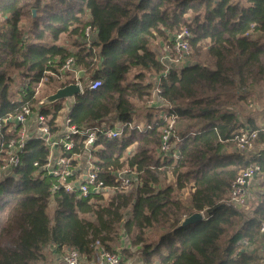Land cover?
Returning a JSON list of instances; mask_svg holds the SVG:
<instances>
[{
	"label": "trees",
	"instance_id": "obj_1",
	"mask_svg": "<svg viewBox=\"0 0 264 264\" xmlns=\"http://www.w3.org/2000/svg\"><path fill=\"white\" fill-rule=\"evenodd\" d=\"M183 27L194 56L204 53V62L166 67L151 42L170 45ZM78 71L88 78L78 77L83 94L71 104L63 100L39 109L52 133L61 130L57 118L65 108L75 127L111 115L132 122L136 103L148 107L157 87L158 96L174 107L168 113L181 123L175 126L178 140L171 139L178 157L161 159L164 122L148 111L142 121L151 129L125 127L119 138L102 136L94 144V165L104 185L116 186L113 174L124 168L135 173L131 185L81 199L53 191L55 178L37 174L49 152L42 141H28L19 166L0 180V264L46 263L50 246L56 255L75 249L90 261L98 246L119 254L123 236L129 248L120 258L130 261L136 249L142 264H264L258 232L264 192L250 217L228 203L241 170L257 165L264 174V150L248 158L221 153L234 147L238 130L261 129L245 108L252 89L264 83V0H0V166L13 135L4 119L23 106L36 109L35 88L43 78L46 97L75 83L71 75ZM149 75L158 83L147 81ZM15 79L22 80L20 99L11 91ZM93 80L101 84L89 90ZM167 175L172 182L164 184ZM194 213L203 219L179 226ZM150 231L157 233L153 243ZM244 243L259 245V251H248Z\"/></svg>",
	"mask_w": 264,
	"mask_h": 264
},
{
	"label": "built area",
	"instance_id": "obj_2",
	"mask_svg": "<svg viewBox=\"0 0 264 264\" xmlns=\"http://www.w3.org/2000/svg\"><path fill=\"white\" fill-rule=\"evenodd\" d=\"M91 32L90 26L85 27L83 36L87 42L91 38ZM190 37V32L186 27H183L173 35L170 43V52L173 57H166L168 62L178 63L189 56ZM70 63L71 60H68L63 65V70H70ZM46 80L47 78H43L38 83L35 88V94L37 93V88L44 84ZM75 83L79 84L81 90L79 95L83 94L85 87L77 76H75ZM100 84V81L93 80L89 82L87 88L95 90ZM158 93L159 89L154 87L150 98L146 100L150 107L157 101L156 97L160 98ZM73 99L70 98L64 101H73ZM173 108L171 104L167 103L166 111L160 116V119L164 122L161 128V144L159 148L161 159L178 157V150L175 148V144L171 142L173 137L178 140L175 136L176 116L168 113V110ZM39 109L38 105L34 110L29 106H23L19 113L4 119L5 125L13 126L10 129L11 134H13L12 138L6 144V167L13 170L19 166L24 146L28 141L36 140L42 141L49 152L47 163L39 167L37 174L42 177L51 175L55 178V183L52 186L53 191L63 190L67 193L76 194L78 198L86 199L92 193L111 194L116 189L125 190L131 185L135 173L129 168H124L113 174L117 183L114 187H106L103 181L99 179V169L94 165V152L97 150L94 147L95 141L102 136L110 140L119 138L125 127L139 132L149 130L152 124L143 125L132 121L129 123L121 122L120 126H115L116 124H109L103 120L91 126L75 127L70 125V110L65 108L57 118L58 123L61 124V130L57 133H52L48 126V117L41 114ZM260 131L264 132V124L260 130H238L232 139L235 150L239 154L248 155L254 149L255 141ZM75 149L80 152L74 153L73 150ZM73 161L76 162L75 166L71 164ZM34 166H38L37 163ZM261 173V169L257 165H250L241 170L230 185L228 203L234 208H238V205L240 206L243 203L245 187L250 180ZM258 230L260 243L264 245V219L260 221ZM246 245L248 244L244 243V246ZM61 257L64 264H121L119 254L107 252L100 246L97 247L95 256L90 261H85L75 249L65 251Z\"/></svg>",
	"mask_w": 264,
	"mask_h": 264
},
{
	"label": "rangeland",
	"instance_id": "obj_3",
	"mask_svg": "<svg viewBox=\"0 0 264 264\" xmlns=\"http://www.w3.org/2000/svg\"><path fill=\"white\" fill-rule=\"evenodd\" d=\"M25 24H26V22H22V25L23 26ZM60 42L61 43L64 42V39L62 38L60 40ZM151 48H153L156 51V53L159 56V60L162 63H164L166 65V67H170V68H171V66H180V65H183L185 63H192L194 61H198V62L203 63L204 62V59H205L204 53H202L200 57H197V56H194V53L190 49L189 56H187L184 60H182V61H180L178 63H173L172 61L171 62H168L166 60V57H170V58L173 57V54L170 52V45L168 44V42L161 41L160 39H156V40L152 41L151 42ZM204 49L205 48L202 47V51H204ZM133 74H134V70H131L130 77H132ZM71 76L72 77L73 76H77V77L80 76L81 77V76H83V74L82 73L75 72ZM84 79L85 80H88V78H86V77H84ZM150 79H153L151 77V75H149L147 77V81H152ZM153 80L157 82V76H155ZM154 81H152V82H154ZM156 82H154V84ZM21 88H22V80L15 79L14 82L12 83L11 91L15 94L16 99L17 98L20 99V95H19L20 92L18 91V89H21ZM252 91H253V95H251V97H250L251 102L247 106V109L245 108L246 113H248V111L250 110L251 111L250 113L252 114V113H255V110L256 109H258V111H260L258 113V115H260L261 120L264 121V83H261L259 86L254 87L252 89ZM47 93H49V88L46 87V85L42 84L40 87H38L37 88V93L35 94L36 99H38V102L37 103H39V101L41 99H43L44 98V95H46ZM50 94H52V93H50ZM148 107H150V106L148 105ZM148 107H146V105H144L142 102L136 103V105H135V111H136L137 114H134L133 115V118H132L133 121H135L136 123H140V124L145 125V123H143V121H142V116H144L148 111H152L153 115H156L157 116L156 118H159L158 116L162 115L163 112H164L163 111L164 110V107L161 106V104L158 103L157 101H155L154 104L151 105L150 108H148ZM147 109H150V110H147ZM113 119H114V117L112 116L111 117V121ZM118 121L115 120L116 126H120L121 125V121H119V122ZM178 126L179 127L181 126V123L180 122L177 123V127ZM6 159H7V157H5L4 166H0V180L4 179V177L6 175H8L7 172L10 171V168H8V167L5 166ZM162 181H163L164 184H167V183H171L172 182V179H171L170 175H167ZM51 206H52V204H51ZM51 206L49 208L50 210H51ZM244 213H246V212H244ZM149 233H150V243H153L154 240L157 238V233L156 232H153V231H150ZM124 247L129 248V241H128V239L126 237L123 236L121 238V241L118 243V247H117V250H118V253L119 254L121 253V250ZM133 251H134V254H133V257L131 258L130 261L125 260L121 256L122 264L123 263L124 264H139L140 262L142 263L143 259H142L141 255H140L139 251L136 250V249L133 250ZM46 257H47V262L46 263H42V264H54L55 263V259H57L58 255L56 256V258H54L52 252L50 250H48L46 252ZM59 260L63 261L62 257L58 259V262H59Z\"/></svg>",
	"mask_w": 264,
	"mask_h": 264
},
{
	"label": "crops",
	"instance_id": "obj_4",
	"mask_svg": "<svg viewBox=\"0 0 264 264\" xmlns=\"http://www.w3.org/2000/svg\"><path fill=\"white\" fill-rule=\"evenodd\" d=\"M78 73H82L79 72ZM80 77V76H79ZM153 93V90H152ZM156 100L158 101V103L161 104V106L164 107V112L167 109V103L165 101H163L161 98L156 97ZM68 102L72 103L71 101L68 100ZM260 111H258V109L255 110V113L250 114V118L253 120V122L255 124H257L258 126H262L264 124V121L261 120L260 115H258ZM114 117V119L111 121V117ZM161 116V115H160ZM160 116H158L160 118ZM105 121H107L109 124H116L115 120H117V117L115 115H111L109 117H107L106 119H104ZM244 122V120H242ZM262 123V124H261ZM177 124V123H176ZM261 124V125H260ZM116 126V125H115ZM264 150V144H259L256 145L254 147V149L252 151H250L248 153V155H246L245 157H251V156H256L258 155L261 151ZM223 155L227 154V153H238L234 147L231 148H224L221 152ZM264 192V174L261 173L259 175H257L255 178H253L252 180L249 181L248 185L245 187L244 190V199H243V203L239 206L238 208H236L239 212H246L244 213L247 217L252 216L253 212L255 211L256 206L258 205L259 201H260V196L262 195V193ZM262 245V244H261ZM246 248L248 249V251H259L258 248L259 245L257 246V244H251V245H246ZM50 250L53 254V257L56 258V254L54 253V247L50 246L46 249V252ZM262 253V252H260ZM263 254V253H262ZM264 256V254H263ZM61 258L60 255H58L57 259H55V263L54 264H64L63 261L58 259ZM139 264H142L141 262Z\"/></svg>",
	"mask_w": 264,
	"mask_h": 264
},
{
	"label": "water",
	"instance_id": "obj_5",
	"mask_svg": "<svg viewBox=\"0 0 264 264\" xmlns=\"http://www.w3.org/2000/svg\"><path fill=\"white\" fill-rule=\"evenodd\" d=\"M33 16H35V11H32ZM81 93L80 87L78 83H73L66 85L62 88L57 89L54 93L44 97L38 103L39 108L47 107L57 103L58 101L67 100L70 98H75ZM203 219L202 214L194 213L191 216L183 219L179 226H187L189 224L201 221Z\"/></svg>",
	"mask_w": 264,
	"mask_h": 264
}]
</instances>
